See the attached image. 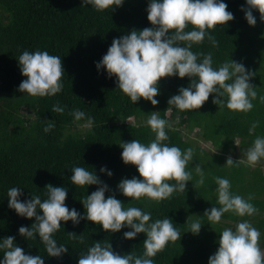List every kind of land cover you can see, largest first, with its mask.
I'll list each match as a JSON object with an SVG mask.
<instances>
[{
	"label": "trees",
	"instance_id": "obj_1",
	"mask_svg": "<svg viewBox=\"0 0 264 264\" xmlns=\"http://www.w3.org/2000/svg\"><path fill=\"white\" fill-rule=\"evenodd\" d=\"M227 10L233 19L223 25L207 29L218 41L213 46L205 37L203 42L191 45L194 52H211L213 66L217 67L228 58L242 62L247 70L254 73L250 83L257 87L259 95H264V56L262 45L264 37L261 26V13L252 8L256 17L255 25H249L245 11L249 7L245 0H225ZM148 0H123L119 6L97 10L91 5H82L81 0H0V239L14 236V243L31 255L44 256V264H77L79 255L86 253L94 242H109L112 250L120 255L144 252V233L132 239H125L123 233L131 230L123 227L117 232L103 230L97 223L81 219L78 224L61 221V228L54 233L58 244H65L66 253L59 257L47 256L44 244L37 238H25L18 232L21 225L30 227L35 218H25L8 207L7 190L17 186L22 188L21 200L30 195L46 198L45 185L63 186L68 189L65 203L75 207L81 214L85 209L81 198L87 196L100 185L80 186L70 181L73 166L91 168L99 179L107 184L105 197L114 195L125 207L137 206L151 212V220L169 217L181 233L179 239L169 241L163 250L152 257L155 264H203L218 248L221 220L238 222L247 219L261 232L260 246L264 249V158L254 166L244 163V178L241 181L227 172H217L216 176L229 178L233 193H243L258 212L240 217L233 211L225 212L216 227L207 233L190 231L187 217L199 215L205 210L206 193H216V182L208 187H198L195 180L186 183L184 192L173 194L159 202L141 197H125L117 189L122 178L139 174L134 165L121 160L120 143L138 139L148 143L155 133L144 121L152 111L160 112L170 127L166 128L168 144H175L182 150L193 149L192 168L196 152L203 150L193 147L182 136L181 128L198 127L203 139L220 148V158L227 157L229 147L240 139L245 151L257 135H264V102L253 100L254 107L248 112L218 108L212 102L213 95L198 109L180 110L168 105L169 98L181 87H187L191 78L165 76L159 79V93L156 105L141 98L135 103L118 88L115 76H108L103 68L97 69L96 62L106 53L114 37L128 34L131 30H141L152 25L147 20ZM193 26L188 25L187 30ZM186 43V42H181ZM25 49L29 51L47 50L50 54L61 56L63 67V88L52 96H31L18 90L19 83L25 79L17 58ZM59 103L64 111L57 113L52 105ZM177 119L171 125L166 115ZM73 109H80L86 116L94 118V126L82 131L73 130L83 123L72 116ZM23 110L30 115L23 113ZM133 117L136 123H128ZM54 121L55 127L45 132L46 121ZM260 124L249 131L253 121ZM223 140V141H222ZM235 159L245 160L244 158ZM222 160V159H221ZM241 165L242 162L239 161ZM243 165V166H244ZM101 166L111 170L112 175L101 173ZM241 168L236 175H240ZM175 182V181H171ZM240 193V195H242ZM131 200V201H130ZM208 223L207 220H204ZM69 232L82 234V239H73ZM203 237L210 241L199 245ZM3 253L0 251V256Z\"/></svg>",
	"mask_w": 264,
	"mask_h": 264
},
{
	"label": "clouds",
	"instance_id": "obj_2",
	"mask_svg": "<svg viewBox=\"0 0 264 264\" xmlns=\"http://www.w3.org/2000/svg\"><path fill=\"white\" fill-rule=\"evenodd\" d=\"M245 2L249 6L245 11L249 25L256 23L252 8L257 9L264 20V0ZM122 3L123 0H81L82 5H91L97 10L111 9ZM146 12L152 26L133 29L126 35L114 37L106 53L96 62L97 69L103 68L108 76H115L116 89L126 94L132 102L143 98L156 105L159 79L173 75L191 78L187 87L179 88L168 100V105H174L180 110L198 109L210 94H214L212 102L218 108L226 107L242 112L250 111L254 107L253 100L257 98L264 102V95L258 96L257 87L250 83L254 73L247 70L242 62L228 58L214 67L210 51L203 53L192 50L191 45L203 42L205 37L213 46L218 44L207 29L233 19L234 14L227 10L225 0H148ZM189 24L193 27L186 31ZM17 61L21 74L26 77L19 83V91L41 97L61 92V56L50 54L47 50L25 49ZM52 110L60 113L64 107L56 103L52 105ZM166 111L171 109L167 107ZM71 114L74 120H83L80 127L91 129L94 126V118L86 116L83 110L73 109ZM144 123L155 133V137L148 143L138 139L120 143L122 162L134 165L139 178H122L117 184L118 191L131 200L146 196L159 202L169 198L174 191L184 192L186 183L192 180L193 170L198 176L196 183L203 185L206 179L204 168L199 163L194 168L189 167L193 160V149L188 147L182 150L175 144L164 142L168 139L166 128L170 125L160 116V112L147 114ZM259 124V120L253 121L249 131H254ZM54 127V121L49 120L43 130L49 132ZM261 158H264V135H257L245 151L244 162L254 166ZM238 161L240 159L234 162L228 156L225 165L232 166ZM99 171L112 175L106 166H101ZM214 180L220 206L205 209L204 216L210 221L219 222L228 211L240 217L259 211L251 202V197L245 198L231 191L228 178L216 176ZM70 181L80 186L100 185L81 198L85 209L83 214L65 203L68 189L63 186L45 185L47 191L43 199L40 195H30V199L21 200L22 188L13 186L7 190L8 207L19 216L35 218L30 227L21 225L18 228L19 234L31 239L38 236L47 256L59 257L68 250L65 244H58L54 238V233L61 228V221L70 220L78 224L86 218L110 232L128 227L131 230L123 233L125 239H132L138 233L145 234L142 255L133 252L120 255L112 250L109 242L97 241L88 247L86 253L79 255L77 264H155L152 257L163 250L169 241L180 238V231L169 217L151 220V212L130 203L125 207L114 195L105 197L108 186L91 168L73 166ZM199 217L191 222L188 232L198 234L202 226ZM68 235L73 239L83 238L82 234L69 232ZM260 238L261 232L257 227L247 219L239 220L234 229H222L218 248L208 257L207 264H264V249L260 246ZM14 239L11 235L0 239V251L3 253L0 264H44L43 255L26 253L14 243Z\"/></svg>",
	"mask_w": 264,
	"mask_h": 264
},
{
	"label": "rangeland",
	"instance_id": "obj_3",
	"mask_svg": "<svg viewBox=\"0 0 264 264\" xmlns=\"http://www.w3.org/2000/svg\"><path fill=\"white\" fill-rule=\"evenodd\" d=\"M262 24H263L261 26L262 34L260 37L261 40L264 37V21ZM262 49H263L262 52H263V56H264V43L262 45ZM23 113L26 115H30L29 112L26 110H23ZM166 115L169 118V122L171 125H174L177 122V119H174L170 116L169 111L166 112ZM127 121H128V123H132V124L136 123L134 121V119H131V120L128 119ZM179 128L182 131V133H181L182 136L185 138V140H187L190 143L191 146H193V147L195 146V147H199V148L203 149V150H199L196 152V156H195L196 158L194 159L193 164H192V168H194L196 166V164L199 163L205 170V174H206L205 183L203 185L196 184L198 187L204 188V187H208L209 185H212L213 183H215L214 177H216L217 172H227V176L229 178H230V176H234L235 178H238L240 181H241V179L244 178L243 173H244L246 163L243 160H240V162H242L243 165L245 163L244 166L241 165L239 163V161L232 166L225 165L226 158L228 156L236 157V158L240 157V158L245 159V156H242V152L244 151L245 146L243 145V143L241 142L240 139H236L234 141V148H232V147L228 148V151H227L228 156L227 157L220 158L219 156L216 155V154H219V151H221L220 148L214 147L210 141L203 139L202 134H201V130H199L198 127H192V128H181V127H179ZM83 129L84 128L77 126L76 128H71L70 131H73V130L82 131ZM237 160L238 159L233 158L234 162ZM239 167L242 169L241 173H240V175H236L235 173L237 172V169ZM192 178L195 180V182L198 179V176L194 170L192 173ZM231 189H232V186H231ZM238 192H239L238 194L241 193V191H238ZM241 194H242L241 196H243V193H241ZM204 202H205V209H210L212 206H217V207L220 206L218 204V201H217V193H215V192L213 193V195H212V193H209V192L206 193V199L204 200ZM204 213H205V210H204V212H202V214L197 215V216H201L199 218H200V222L202 224V226L200 228V231L202 234L207 233L216 227V224H215L216 222L210 221L207 218V216H204ZM197 216H196V214L189 215L187 217L188 221L191 223L193 220L197 219ZM204 220H207L208 223H205ZM221 222H222L221 223L222 228L231 227L234 229L235 225H236V222H232V221L226 220V219H222ZM209 239H210L209 237H207V238L203 237V239L200 240L199 245L207 243L208 241H210ZM206 262H208V261H206ZM203 264H206V263H203Z\"/></svg>",
	"mask_w": 264,
	"mask_h": 264
}]
</instances>
